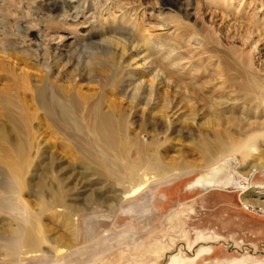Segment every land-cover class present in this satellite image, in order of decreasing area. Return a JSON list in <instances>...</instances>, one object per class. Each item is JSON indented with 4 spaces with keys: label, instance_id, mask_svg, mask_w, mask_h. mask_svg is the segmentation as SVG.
I'll return each mask as SVG.
<instances>
[{
    "label": "rangeland",
    "instance_id": "obj_1",
    "mask_svg": "<svg viewBox=\"0 0 264 264\" xmlns=\"http://www.w3.org/2000/svg\"><path fill=\"white\" fill-rule=\"evenodd\" d=\"M43 1L48 4L41 8L42 11L35 8L37 1L34 3L32 17L14 15L16 23L13 28L21 35L29 33L27 19L31 18L38 29L46 24L47 21L43 20L49 16L61 19L67 9L71 15L79 9L81 12L82 4L86 2L81 0L73 7L65 4L66 0ZM240 1L182 0V5L177 6L167 0H122L126 5H145L143 24L150 40L149 46L154 49L153 59H162L159 45L161 42L168 43L174 36L164 30L165 26H172L175 22L179 23L181 31L186 32V40L195 38L202 44L199 47L193 40L183 42L185 51L196 52L195 62L199 67L194 73H185L183 83L192 89L196 87L197 94L203 99L199 101L193 95L190 105L197 106L205 116L211 114L217 116L221 123H228L217 127L222 132L221 138L209 137L208 143L218 149L217 153L207 162L196 142V131L192 132L193 137L186 130L182 134L173 132L161 150L165 160L176 163H163L161 172L154 166L146 169L152 179L135 196L126 194L119 202L116 193H120L125 185L112 180L113 167L84 173L79 158L89 159L80 155L74 147H67L68 150L60 148L61 155L57 156L43 154L37 157L31 152L26 155L23 165L17 154L4 153L8 145L0 140V179L2 174L8 180L21 174L24 177L16 181L31 179L37 183L47 171L35 164L41 160L50 165H53V160L59 162L63 168L59 174L65 177L66 183L67 200L64 203L72 212L68 220H61L52 210H46L34 194L28 195L26 188L23 189L24 201L20 204L30 210L32 217L26 230L36 238L34 249L39 252L25 255L22 251L27 247L14 248L13 239L19 225L9 213H5L9 209H0V264H264V250L261 249V244H264V211L251 208L243 201L244 191L253 186H264V164L251 172L250 177H245L240 171L243 167L242 153L250 151L251 147L254 150L250 151L252 155L248 160L264 163V129L261 125L264 123V29L256 44L257 36L249 34L253 9L247 8L248 0L244 3ZM87 2L85 10L94 0ZM119 14L117 11L115 16ZM80 16L78 26L65 19L56 20L53 29L49 30L50 34L63 35L67 42L72 41L71 36L76 30L82 36L88 29ZM104 26V30L100 29L105 31L104 35L99 36L97 41L114 35L112 26ZM33 37L32 40H37L40 47L41 41ZM141 38L135 37L142 43ZM55 51L61 56L62 49ZM6 57L10 65L6 63V71L2 75L5 78H2L1 84H9L13 90L23 93L30 82H26L20 74L27 71L40 74V70L26 65L22 59ZM250 61L251 66L248 65ZM105 69L112 74V69L116 70L117 66ZM53 73L57 75L59 71L55 69ZM102 79L106 80V77L102 76ZM89 85L97 87L96 83ZM165 88L172 96L176 95L173 90L177 87L171 83L161 87V92ZM181 94H177L174 103L184 107L187 102L180 101ZM210 101L221 102L223 106L219 109L209 107ZM8 121L5 109L0 107V130L6 126L9 132L11 123ZM33 124L36 126V123ZM173 124L177 129L181 126L177 120ZM195 128L192 127V130ZM254 135H259V138ZM163 136L161 134V138ZM235 145L239 149L232 151ZM96 159L114 163L116 156L109 153ZM178 162L196 165L189 170ZM56 176L57 168L52 173L54 179ZM126 184L128 186L129 182ZM96 192L103 195L106 201L98 202ZM5 195L8 200L0 203L14 207L17 202L9 199L8 193ZM232 242L239 249L243 245H252L255 250L242 253L230 246Z\"/></svg>",
    "mask_w": 264,
    "mask_h": 264
},
{
    "label": "bare ground",
    "instance_id": "obj_2",
    "mask_svg": "<svg viewBox=\"0 0 264 264\" xmlns=\"http://www.w3.org/2000/svg\"><path fill=\"white\" fill-rule=\"evenodd\" d=\"M36 1L38 4L35 8L38 10L48 4L43 0H0V107L5 109V116L11 123L9 132L6 131V126H2L0 130V140L8 145L4 150L5 154H17L24 165L26 155L31 152L37 157L43 154L57 156L61 155L60 148L74 147L80 155L89 159L86 161L82 160L83 157L79 158L84 173H88L87 170L102 171L114 168L112 180L125 185L120 193H116L120 198L119 202L126 194L135 196L143 185L152 179L146 169L154 166L161 172L163 163L168 162L162 156L161 149L165 147L173 132L182 134L186 130L188 135H192V132L196 131L194 135L205 154L204 160L209 162L214 158L218 149L208 143L209 137L212 135L221 138L222 132L217 130V127L228 123H221L217 116H210L211 114L205 116L199 112L197 106L190 105L193 95L199 101L203 99L197 94L196 87L192 89L190 85L183 83L185 73H194L199 68L195 62L196 52L185 51L183 42L190 43L193 40L199 47H202V44L195 38L186 40V32L180 30L179 23L165 26L164 30L174 36L168 43L161 42V49L158 51H161L162 59L155 60L154 49L149 46L150 40L143 24L146 16L143 3L126 5L122 0H94L85 10L89 1L86 0L82 4L81 12L79 9V12L71 15L67 9L61 19L59 16H49L43 20L47 21L46 24L38 29L37 25H33L31 18L27 19L29 33L21 35L13 28L16 23L14 15L19 18L27 15L32 17ZM167 1L177 6L182 5V0ZM80 2L81 0H66L64 3L74 7ZM240 2L244 3V0ZM246 5L249 10L253 9L251 17L254 18L250 22L249 34L257 36V44L261 39V30L264 29V0H248ZM117 11L119 16H115ZM259 13L263 14L259 16ZM79 15L87 25L88 33L81 36L76 30L71 36V42H67L63 35L50 34L49 30L53 29L56 20L65 19L78 26ZM105 24L113 27L114 35L97 41L99 36L104 35L105 31L100 29L104 30ZM33 36L41 41L40 47L36 43L37 40H32ZM135 37H142L141 41L144 42L137 41ZM58 48L62 49L61 56L55 51ZM6 56L22 59L26 65L40 70V74H31L28 71L20 74L26 78V82H30L25 86L23 93L13 90L9 84H1L2 78H5L2 75L6 71V63L10 65ZM105 58L106 60H103ZM111 65L117 66V69H112V74H108L105 68L110 69ZM248 65H252L251 61ZM55 69L59 71L57 75L53 73ZM102 76L106 77V80H103ZM91 83H96L97 87H91ZM169 83L177 87L173 90L176 91L174 98L166 88L161 92V87L164 88V85ZM180 93V101H186L183 106H188L187 108L180 107V104L176 106L174 103L175 97ZM161 101L163 103L160 107ZM210 102L209 107L215 106L219 109L223 106L218 101ZM208 103L205 102L209 105ZM178 106L180 111L175 109ZM174 120L181 124L178 129L173 124ZM33 123H36L37 127ZM261 125L264 129V123ZM195 126L196 130H192ZM161 134L164 135L162 138ZM254 137L259 138V135ZM238 149L235 145L232 151ZM253 150L251 147L250 151ZM250 151H245L241 156L243 167L240 171L245 177H250L251 172L264 164L262 161H249L248 158L252 155ZM109 153L116 156L114 163L96 159ZM43 161L35 164L39 169L47 171L37 183L31 179L16 181L24 177L21 174L18 178H9L10 181L2 174L0 179V202L8 200L6 193L10 195L9 199L17 202L14 207L0 203V209H9L5 213H9L17 221L19 230L14 236L13 246L17 250L27 247L22 251L25 255H36L39 251L34 249L37 246L36 238L26 230L32 217L30 210L20 204L24 201L23 189L26 188L28 195L34 194L40 204L44 205L46 210H52L57 218L68 220L72 216V212L64 203L67 200L65 177L59 174L63 170L62 164L53 160V165H50ZM179 164L189 170L196 165L189 162ZM56 168L58 176L54 179L52 173ZM95 197L98 202L105 200L103 195L97 192ZM261 197L264 198L262 185L253 186L243 193V201L247 206L264 211V199ZM230 246L239 249L233 242ZM261 247L264 250V244H261ZM249 249L254 251L255 247L243 245L238 251L243 253Z\"/></svg>",
    "mask_w": 264,
    "mask_h": 264
},
{
    "label": "water",
    "instance_id": "obj_3",
    "mask_svg": "<svg viewBox=\"0 0 264 264\" xmlns=\"http://www.w3.org/2000/svg\"><path fill=\"white\" fill-rule=\"evenodd\" d=\"M245 179H248V178H245Z\"/></svg>",
    "mask_w": 264,
    "mask_h": 264
},
{
    "label": "flooded vegetation",
    "instance_id": "obj_4",
    "mask_svg": "<svg viewBox=\"0 0 264 264\" xmlns=\"http://www.w3.org/2000/svg\"><path fill=\"white\" fill-rule=\"evenodd\" d=\"M262 249V248H261Z\"/></svg>",
    "mask_w": 264,
    "mask_h": 264
}]
</instances>
